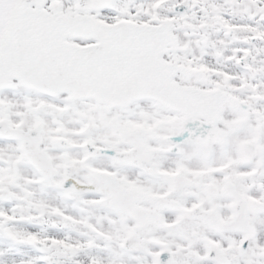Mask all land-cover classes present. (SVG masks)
I'll list each match as a JSON object with an SVG mask.
<instances>
[{"label":"snow or ice","instance_id":"obj_1","mask_svg":"<svg viewBox=\"0 0 264 264\" xmlns=\"http://www.w3.org/2000/svg\"><path fill=\"white\" fill-rule=\"evenodd\" d=\"M0 264H264V0H0Z\"/></svg>","mask_w":264,"mask_h":264}]
</instances>
